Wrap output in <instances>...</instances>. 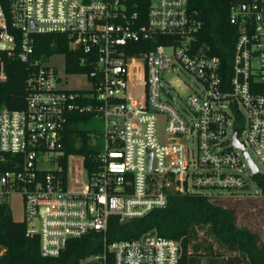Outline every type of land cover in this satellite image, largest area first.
Here are the masks:
<instances>
[{"label": "built area", "instance_id": "obj_1", "mask_svg": "<svg viewBox=\"0 0 264 264\" xmlns=\"http://www.w3.org/2000/svg\"><path fill=\"white\" fill-rule=\"evenodd\" d=\"M230 21L238 38L227 79L221 58L197 42L203 20L189 0H150L144 23L130 0H0V80L3 55L30 67L26 107L0 108V159L22 157L0 170V201L23 196L27 235L39 237L43 255L101 233L100 264L109 253L114 264H179L181 242L155 230L110 241V217H143L173 194L225 205L219 199L256 186L253 176L264 173V0L233 4ZM49 32L67 35L81 63L94 65L91 79L81 74L90 89L63 87L57 67L35 54L34 35ZM149 40L151 50L131 52ZM180 72L197 87L178 103L167 75ZM85 110L105 121L91 171L64 144L68 115Z\"/></svg>", "mask_w": 264, "mask_h": 264}, {"label": "trees", "instance_id": "obj_2", "mask_svg": "<svg viewBox=\"0 0 264 264\" xmlns=\"http://www.w3.org/2000/svg\"><path fill=\"white\" fill-rule=\"evenodd\" d=\"M252 0H189L190 7L199 12L203 26L197 34L199 45L221 58L225 77L232 74L238 26L231 23V6ZM150 0H130L132 11H137L141 22H146ZM35 54L48 59L61 53L68 74H86L89 79L93 64H82V52L70 48L67 35L58 32L36 33ZM157 42L163 36L157 37ZM156 41L137 42L133 51H149ZM5 80H0V108L22 109L26 107V80L30 73L27 63L16 57L3 55ZM93 80V78H92ZM95 80V79H94ZM79 90V89H73ZM86 102V101H85ZM95 116V111H74L68 115L65 127L67 152L82 154L91 171L94 149L89 144V134L78 127L82 120ZM21 155L6 153L0 159V170L13 169L21 162ZM256 187L264 196V173L253 176ZM207 225L216 244L202 246L193 240V230ZM155 230L158 235L181 242L179 264H188L190 255L224 256L225 264H264V242L249 226L237 222L236 212L210 197L200 194H173L165 206L154 208L143 217L120 222L117 216L109 219L106 232L110 241L139 239ZM221 247L224 251H221ZM103 251L101 233H91L68 241L66 248L57 256L43 255L37 235H27L24 220H15L12 208L6 199L0 201V264H84L82 260ZM107 264H114L113 254H108ZM86 264H100L99 261Z\"/></svg>", "mask_w": 264, "mask_h": 264}, {"label": "rangeland", "instance_id": "obj_3", "mask_svg": "<svg viewBox=\"0 0 264 264\" xmlns=\"http://www.w3.org/2000/svg\"><path fill=\"white\" fill-rule=\"evenodd\" d=\"M46 63L57 67L60 75L64 78L62 86L70 89H90L91 83L85 75L68 74L65 71V59L61 53L51 55ZM167 80L173 87L171 95L178 103L186 98L196 87L197 81L184 72L170 73ZM78 127L89 134V144L94 150L102 151L105 145V121L101 116H93L88 120H82ZM41 166L49 164L40 163ZM53 165V164H50ZM257 190V192H256ZM211 192V191H209ZM12 208L15 220H24L23 196L18 192H13L5 198ZM225 205L233 208L236 212L237 222L241 226H249L256 231L264 242V196L256 186H251L249 190L236 193L234 197L219 199ZM193 240L202 246L213 242V236L209 232L207 225H202L193 230ZM217 245V244H216ZM221 248V247H219ZM221 251H224L222 248ZM97 254L90 255L82 260L84 264L99 261ZM199 256H219V255H199ZM224 257V256H222ZM225 259V258H224Z\"/></svg>", "mask_w": 264, "mask_h": 264}, {"label": "crops", "instance_id": "obj_4", "mask_svg": "<svg viewBox=\"0 0 264 264\" xmlns=\"http://www.w3.org/2000/svg\"><path fill=\"white\" fill-rule=\"evenodd\" d=\"M188 264H225V259L222 256L190 255Z\"/></svg>", "mask_w": 264, "mask_h": 264}, {"label": "water", "instance_id": "obj_5", "mask_svg": "<svg viewBox=\"0 0 264 264\" xmlns=\"http://www.w3.org/2000/svg\"><path fill=\"white\" fill-rule=\"evenodd\" d=\"M1 48H2V49H5V48H9V49H10V48H11V49H12V46H8L7 44L2 43ZM250 162H251V161H250ZM251 164H252L253 171L255 172V171L257 170V167L255 166V164H253V162H251ZM154 234H155V231L152 230V231L148 232V233L145 235V237H146V236H151V235H154Z\"/></svg>", "mask_w": 264, "mask_h": 264}]
</instances>
